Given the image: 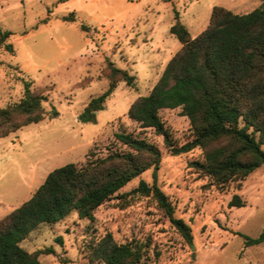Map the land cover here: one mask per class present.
Instances as JSON below:
<instances>
[{
  "label": "rangeland",
  "instance_id": "obj_1",
  "mask_svg": "<svg viewBox=\"0 0 264 264\" xmlns=\"http://www.w3.org/2000/svg\"><path fill=\"white\" fill-rule=\"evenodd\" d=\"M261 3L0 0V28L11 33L0 48V108L19 101L24 81H29L34 92L47 97L46 109L59 111L56 118L0 138V220L27 201L53 170L84 165L91 152L105 157L110 151H127L116 133L144 139L161 153L158 169L151 165L121 188L95 210L93 220L73 211L56 224L43 223L21 243L24 249L43 251V264H105L91 262L89 245L111 233L118 244L141 246L138 264H264V243L246 246L242 236L256 238L264 229V166L220 187L191 165L204 160V149L173 155L162 135L128 116L131 105L152 91L182 48L170 32L177 13L195 38L208 28L215 6L246 14ZM71 14L75 20H66ZM110 62L134 76V82L128 85L117 76L105 109L96 113L95 122L84 123L79 116L86 105L110 87ZM159 115L175 145L194 138L182 107L162 109ZM142 180L150 186L156 182L169 197L175 217L191 229L192 245L151 196L131 193ZM234 195L243 207L229 205Z\"/></svg>",
  "mask_w": 264,
  "mask_h": 264
},
{
  "label": "trees",
  "instance_id": "obj_2",
  "mask_svg": "<svg viewBox=\"0 0 264 264\" xmlns=\"http://www.w3.org/2000/svg\"><path fill=\"white\" fill-rule=\"evenodd\" d=\"M175 17L170 32L182 48L168 62L152 91L131 105L128 116L162 135L173 155L204 149V160L191 165L223 187L264 166V0L246 14L215 6L208 28L195 38L179 21L178 13ZM66 20L75 18L71 14ZM10 35L0 28V48ZM4 47L13 50L11 44ZM109 69L110 87L89 101L80 121H96V113L105 109L116 87L117 76L133 84L134 76L111 62ZM47 101L31 89V82L24 81L22 98L0 108V138L22 126L58 117L55 106L46 109ZM179 107L194 132V138L182 146L174 144L159 115L162 109ZM115 137L127 151H110L105 157L91 152L84 165L69 163L53 170L27 201L0 220V264H43L39 260L43 251L28 252L21 246L32 231L43 223L56 224L73 211L80 218L93 220L95 210L121 188L151 165L158 169L161 153L157 146L125 132ZM131 193L151 196L186 242L193 244L190 227L175 217L174 205L156 182L150 186L142 180ZM229 205L243 207L244 202L234 195ZM242 236L246 246L264 243V229L256 238ZM89 246L91 262L138 264L142 260L140 245L118 244L111 233Z\"/></svg>",
  "mask_w": 264,
  "mask_h": 264
},
{
  "label": "crops",
  "instance_id": "obj_3",
  "mask_svg": "<svg viewBox=\"0 0 264 264\" xmlns=\"http://www.w3.org/2000/svg\"><path fill=\"white\" fill-rule=\"evenodd\" d=\"M42 225V224H41ZM37 230V229H36ZM36 230L35 231H33L28 237H30V236H32V235H34V233L36 232Z\"/></svg>",
  "mask_w": 264,
  "mask_h": 264
}]
</instances>
